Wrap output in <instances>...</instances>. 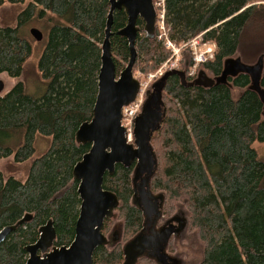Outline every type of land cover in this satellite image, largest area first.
Wrapping results in <instances>:
<instances>
[{"label":"trees","instance_id":"1","mask_svg":"<svg viewBox=\"0 0 264 264\" xmlns=\"http://www.w3.org/2000/svg\"><path fill=\"white\" fill-rule=\"evenodd\" d=\"M26 4L16 27L0 28V74L23 75L34 50L23 30L44 22L38 71L47 89L35 98L19 82L0 96V161H29L38 136L50 138L51 146L33 161L24 182L0 172V231L27 218L0 245V264H26V248L37 243L48 224L55 230V247H68L75 239L82 200L73 171L91 149L76 134L93 119L111 10L110 0H0V9ZM164 9L169 39L177 46L200 35L216 45L214 59L203 66L213 77L228 58L264 52V0H164ZM112 21L110 43L119 76L131 55L128 39L119 35L128 14L116 10ZM137 26L134 71L147 75L172 53L158 40V28L151 39L143 19ZM182 56L181 70L192 82L187 47ZM229 81L231 87L205 88L184 85L176 74L167 78L165 117L151 139L157 166L152 186L164 193L170 214L176 206L184 208L189 230L204 246L200 264H264V159L254 148L256 142L264 144V105L248 89L247 75ZM131 171L117 165L113 176L104 177V190L120 204L103 233L108 236L120 221L123 238L112 248L99 247L94 264H123L124 243L142 229V212L132 204ZM137 264L157 262L142 256Z\"/></svg>","mask_w":264,"mask_h":264},{"label":"water","instance_id":"2","mask_svg":"<svg viewBox=\"0 0 264 264\" xmlns=\"http://www.w3.org/2000/svg\"><path fill=\"white\" fill-rule=\"evenodd\" d=\"M110 2L111 10L106 38L102 46V67L93 119L81 125L76 134L77 141L81 144H89L91 149L73 171L74 179L80 183L79 194L82 200L75 239L68 247H55V230L51 224H48L41 229V236L37 243L26 248L29 255L26 264H94L95 251L101 246L109 245L108 236L103 233V228L106 221L115 217V211L120 202L114 193L104 190V177L106 173L113 175L118 164L130 167L136 161L141 163L145 150L149 163L156 164L151 139L161 124L156 126L157 123L152 125L151 122L156 115L158 118L160 116L159 110L157 112L153 109L155 106L159 109V103L162 104V94L169 76L178 75L182 83L189 87L208 88L214 84H225L231 87L230 79L247 75L251 80L248 89L255 92L264 105V87H262L264 54L252 64L243 61L241 56L228 58L224 61L222 73L219 76L211 78L205 71H201L197 79L192 82L187 81L184 71H170L153 85L154 92L146 103L143 113L136 120L135 142L128 143L121 120L123 108L135 100L140 87V82L134 74L138 56L136 40L139 28L137 24L140 18L143 19L145 32L149 38L153 39L156 34L157 12L153 0H110ZM116 10H125L128 14V23L119 35L128 39L131 50L130 61L119 76H117L110 43L113 13ZM30 32L37 42L43 41L44 35L40 30L32 28ZM4 88V82L0 80V94ZM26 219L2 229L0 245ZM151 244L152 239L146 235L139 234L134 237L125 246L123 264H137Z\"/></svg>","mask_w":264,"mask_h":264},{"label":"rangeland","instance_id":"3","mask_svg":"<svg viewBox=\"0 0 264 264\" xmlns=\"http://www.w3.org/2000/svg\"><path fill=\"white\" fill-rule=\"evenodd\" d=\"M32 0H27L29 3ZM159 0H155L156 8H157V13L159 14V7L157 6V2ZM26 5H5L0 9V28L4 27H16L17 26V17L19 14L26 8ZM32 28H38L42 33H45V27H44V22H37L34 21L30 25H28L26 28H24L23 32L25 35L28 37H32L31 35V29ZM157 33L159 34V29L157 30ZM44 35V34H43ZM33 53L31 58L27 61L23 75L20 78H11L7 74H0V80L4 82L5 88L3 92L0 94L5 95L8 93L17 83L22 82L24 83L26 87V92L30 95H32L35 98L41 97L47 89V83L42 79V76L40 72L38 71V61L39 57L43 51V45L44 42H37L33 37ZM264 54V52L259 53L258 55H250L247 57L241 56L243 61L246 63L252 64L257 61V59L260 57V55ZM183 58V56H182ZM181 64L182 61H181ZM180 64V65H181ZM200 70L205 71L209 77H213L211 73L208 70H205L203 66L200 67ZM156 72V71H155ZM151 72V73H155ZM135 77L140 81V83L144 80H146L147 75H144L140 72L137 74L135 73ZM161 78V77H160ZM160 78L156 79L153 81L151 84L149 91H153V85L159 80ZM20 142H17L13 145V147H17ZM36 153L30 159L29 161L25 163L18 164L14 161L13 157L6 158L0 161V172L3 173L5 178L13 177L17 180H20L24 182L29 174L30 167L35 159H38L42 157L47 151L49 150L51 146V139L38 136L36 140ZM254 148L258 152V155L261 159H264V144L256 142L254 144ZM119 227H114L113 232H115ZM156 228H159L157 226ZM186 239L183 241V247L187 249V251L180 255L177 256L176 252L174 250H168L166 253H162L160 256L156 257V259L164 264V259H169V264H200L203 259H204V246L202 241L199 239L197 236L196 232L189 233L186 232ZM116 233L115 234H110L108 236V242L110 245L115 244V239H116ZM118 239V238H117ZM119 241V240H118ZM125 246V243H124ZM149 248V247H148ZM147 248V249H148ZM147 251L146 250L143 255L147 256Z\"/></svg>","mask_w":264,"mask_h":264},{"label":"flooded vegetation","instance_id":"4","mask_svg":"<svg viewBox=\"0 0 264 264\" xmlns=\"http://www.w3.org/2000/svg\"><path fill=\"white\" fill-rule=\"evenodd\" d=\"M152 94L153 92L151 91L148 95L146 103ZM145 106L143 107V110ZM152 107L153 105L151 108ZM153 110H157V112L159 110L160 116L158 118V115H156L151 124L154 125L157 123L156 126H158L159 124H162L165 117L163 101L162 104L159 103V109L155 106ZM142 113L143 111L140 115ZM142 156L143 160L141 163L136 161L130 167H126L132 168L131 179L134 192L132 204L142 212L143 216L142 229L139 234L146 235L152 239V244L147 249L148 251L146 257L156 261L157 264H162L156 259V257L160 256L163 252H168V250H174L177 256L184 254L187 251V249L183 247V241L186 239L185 231L189 233L193 232L189 230L188 218L184 208L176 206L174 213L170 214L168 207L165 205L166 198L164 193L157 192V190L153 191L152 177L157 166L156 164L153 165L149 163V158H146V150L143 152ZM107 174L110 175L109 173H106V175ZM122 225V222L116 221L111 227L108 236L116 233V242L112 245L109 244L108 247L112 248L116 246V244L122 243ZM157 226H159V228H156ZM114 227L119 228L113 232ZM161 259L165 261L164 264H169V259Z\"/></svg>","mask_w":264,"mask_h":264},{"label":"built area","instance_id":"5","mask_svg":"<svg viewBox=\"0 0 264 264\" xmlns=\"http://www.w3.org/2000/svg\"><path fill=\"white\" fill-rule=\"evenodd\" d=\"M157 6L159 7L158 40L171 51L172 55L170 59L164 62L155 73H150L146 80L140 83L139 92L135 100L128 106H125L122 110L121 126L125 129L126 139L130 144H132L135 140L136 120L142 112L145 102L147 101L151 84L156 79L162 77L168 70L180 69L182 49L184 47L189 49L192 58V65L188 69V76L194 79L198 77L200 67L204 66L207 62L212 61L216 52V45L214 43L205 42L202 35L191 39L185 43L183 47L177 46L169 39L168 36V29L165 23L164 0H159L157 2Z\"/></svg>","mask_w":264,"mask_h":264},{"label":"bare ground","instance_id":"6","mask_svg":"<svg viewBox=\"0 0 264 264\" xmlns=\"http://www.w3.org/2000/svg\"><path fill=\"white\" fill-rule=\"evenodd\" d=\"M103 55V53H102ZM170 71H175V70H168L166 73L170 72ZM219 76V75H218ZM211 78H214V77H211ZM194 81V80H193ZM127 242L125 243V246H126ZM125 246H123V249H125Z\"/></svg>","mask_w":264,"mask_h":264}]
</instances>
